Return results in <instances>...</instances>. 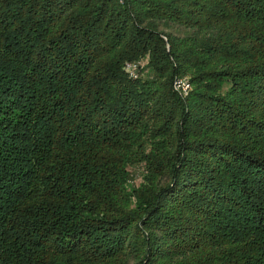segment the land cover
Instances as JSON below:
<instances>
[{"label": "trees", "instance_id": "1", "mask_svg": "<svg viewBox=\"0 0 264 264\" xmlns=\"http://www.w3.org/2000/svg\"><path fill=\"white\" fill-rule=\"evenodd\" d=\"M0 264H264V0H0Z\"/></svg>", "mask_w": 264, "mask_h": 264}, {"label": "built area", "instance_id": "2", "mask_svg": "<svg viewBox=\"0 0 264 264\" xmlns=\"http://www.w3.org/2000/svg\"><path fill=\"white\" fill-rule=\"evenodd\" d=\"M137 67L136 63H128L126 64V68L129 70L130 76H135L134 69ZM174 87L177 91H179L182 94H187L189 90V84L187 83V80L185 78H179L175 81Z\"/></svg>", "mask_w": 264, "mask_h": 264}, {"label": "rangeland", "instance_id": "3", "mask_svg": "<svg viewBox=\"0 0 264 264\" xmlns=\"http://www.w3.org/2000/svg\"><path fill=\"white\" fill-rule=\"evenodd\" d=\"M130 180L133 184H137L140 181L139 175L135 174V175L131 176Z\"/></svg>", "mask_w": 264, "mask_h": 264}]
</instances>
